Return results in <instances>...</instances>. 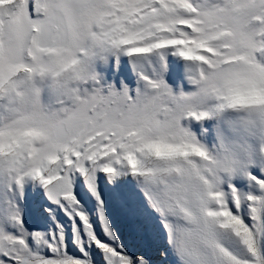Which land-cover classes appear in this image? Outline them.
Listing matches in <instances>:
<instances>
[{
  "label": "snow or ice",
  "instance_id": "snow-or-ice-1",
  "mask_svg": "<svg viewBox=\"0 0 264 264\" xmlns=\"http://www.w3.org/2000/svg\"><path fill=\"white\" fill-rule=\"evenodd\" d=\"M0 205V264H264V0H0Z\"/></svg>",
  "mask_w": 264,
  "mask_h": 264
},
{
  "label": "rangeland",
  "instance_id": "rangeland-1",
  "mask_svg": "<svg viewBox=\"0 0 264 264\" xmlns=\"http://www.w3.org/2000/svg\"><path fill=\"white\" fill-rule=\"evenodd\" d=\"M203 138L208 140L207 136ZM208 142L211 143V140H208ZM38 190L41 193L43 192V189L40 188L38 182L35 181L26 182L24 188L23 201L21 203L25 226L29 230H33V229L47 230L50 226L54 228L55 224L51 221L48 214L43 212V209L40 206L39 198L36 196V192ZM57 218L60 219L62 223L67 220V217H65L63 213H60ZM0 224H5V225L8 224L7 211L3 207V205H0Z\"/></svg>",
  "mask_w": 264,
  "mask_h": 264
}]
</instances>
